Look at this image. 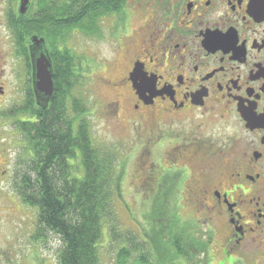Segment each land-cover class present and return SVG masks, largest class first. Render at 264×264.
I'll return each instance as SVG.
<instances>
[{
	"label": "flooded vegetation",
	"instance_id": "1",
	"mask_svg": "<svg viewBox=\"0 0 264 264\" xmlns=\"http://www.w3.org/2000/svg\"><path fill=\"white\" fill-rule=\"evenodd\" d=\"M110 1L99 25L115 42L112 65L121 56L123 66L109 80L112 91L127 96L140 117L190 119L191 129L209 120L230 129L228 143L193 148L211 165L190 170L189 190L209 219L220 220L223 256L253 246L264 264V0H154L146 4L152 14L143 10L135 26L130 21L141 4ZM5 94L0 82V99ZM1 176L12 186L0 192L18 202V173L0 168Z\"/></svg>",
	"mask_w": 264,
	"mask_h": 264
},
{
	"label": "rangeland",
	"instance_id": "2",
	"mask_svg": "<svg viewBox=\"0 0 264 264\" xmlns=\"http://www.w3.org/2000/svg\"><path fill=\"white\" fill-rule=\"evenodd\" d=\"M150 1L154 0H128V4H141L130 25L138 24L134 20L140 18L145 9L152 14V7L146 5ZM18 4L19 0H0V82L4 83L6 91L0 99V168L8 170L9 174L18 173L20 182L23 172L30 174L31 178L34 174L28 166L32 162L26 159L27 143L15 126V116L7 115L13 106L22 102L29 87L27 78L30 76L31 79V67L28 76L26 60L18 52L7 22L10 9L16 12ZM99 31L85 34L74 30L66 42L76 55L77 66L83 69L84 77L75 85L73 93L83 95L88 103L86 117L93 144L108 147L114 154V211L113 217L105 219L102 225L97 264H115L117 250L124 243L131 253L127 264H136L135 258L145 249L142 242L145 241L144 233L151 228L144 216L151 209L152 194L157 188L162 194H167V199L161 200L165 203L161 209L156 208L154 214L148 215L159 219L165 233L170 221L175 218L179 225L192 227V232L205 242L208 250V254L196 257L201 264L206 259L205 255L206 264H262L256 262L257 251L253 246L239 249L241 257L235 256L238 259L234 263L233 255L223 256L219 248L224 234L220 220L209 219L205 205L199 204L202 203L200 197H193L189 190L190 170L200 171L211 165L205 153L194 156L193 148L205 141L215 146L228 143L230 129H222L209 120L204 127L191 129L190 119H155L147 115L140 117L130 111L127 96L124 93V96L117 95L109 85V80L123 69L122 57L119 56L112 65L114 39L108 27L102 25ZM117 98L121 102L114 112ZM160 172L163 174L159 180ZM180 177V181L176 182ZM2 179L4 182H1ZM11 179L10 176H1L0 190L1 186L11 185ZM4 191L0 192V264H57V251L62 246L59 237L48 231L44 240L36 241L33 238L36 208L22 203L20 198L15 203L7 201ZM176 228L177 225L174 231ZM155 256L159 264L166 260L170 264H191L185 258L170 257L162 246Z\"/></svg>",
	"mask_w": 264,
	"mask_h": 264
},
{
	"label": "trees",
	"instance_id": "3",
	"mask_svg": "<svg viewBox=\"0 0 264 264\" xmlns=\"http://www.w3.org/2000/svg\"><path fill=\"white\" fill-rule=\"evenodd\" d=\"M110 3V0H31L24 15L13 9L8 13L7 22L18 52L26 60L28 76L32 35L43 38L52 63L53 93L47 105L36 103L29 76L24 99L7 115L15 116V126L27 143L26 159L32 162L28 166L34 174L32 178L26 172L20 174L19 198L36 208L33 238L42 241L49 231L61 240L57 264H97L103 222L113 217L114 154L108 147L93 144L86 117L88 103L83 95L73 93L84 77L83 69L77 66L76 55L66 43L74 30L85 34L100 32V19L106 13L102 6ZM163 199H167V194L157 188L152 194L151 209L144 216L151 228L144 233L145 249L135 258L136 264H159L155 254L160 246L170 257L175 255L191 264H201L196 257L208 254V250L192 227L179 225L175 218L165 233L159 219L148 215L164 206ZM156 231L159 233L155 234ZM130 254L126 243L120 245L115 264H127Z\"/></svg>",
	"mask_w": 264,
	"mask_h": 264
},
{
	"label": "water",
	"instance_id": "4",
	"mask_svg": "<svg viewBox=\"0 0 264 264\" xmlns=\"http://www.w3.org/2000/svg\"><path fill=\"white\" fill-rule=\"evenodd\" d=\"M30 5V0H19L17 13L24 15ZM28 55L31 67L32 89L36 103L45 106L53 93L52 63L44 45L43 38L35 35L30 37Z\"/></svg>",
	"mask_w": 264,
	"mask_h": 264
}]
</instances>
